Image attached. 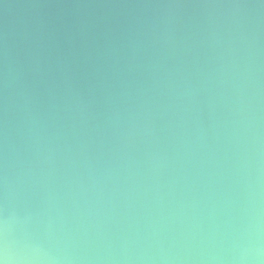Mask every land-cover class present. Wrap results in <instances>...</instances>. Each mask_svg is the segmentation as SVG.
Here are the masks:
<instances>
[{
    "label": "water",
    "instance_id": "95a60500",
    "mask_svg": "<svg viewBox=\"0 0 264 264\" xmlns=\"http://www.w3.org/2000/svg\"><path fill=\"white\" fill-rule=\"evenodd\" d=\"M4 264H264V0H0Z\"/></svg>",
    "mask_w": 264,
    "mask_h": 264
},
{
    "label": "clouds",
    "instance_id": "9594fccd",
    "mask_svg": "<svg viewBox=\"0 0 264 264\" xmlns=\"http://www.w3.org/2000/svg\"><path fill=\"white\" fill-rule=\"evenodd\" d=\"M0 264H4V261L0 260Z\"/></svg>",
    "mask_w": 264,
    "mask_h": 264
}]
</instances>
